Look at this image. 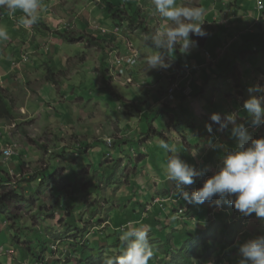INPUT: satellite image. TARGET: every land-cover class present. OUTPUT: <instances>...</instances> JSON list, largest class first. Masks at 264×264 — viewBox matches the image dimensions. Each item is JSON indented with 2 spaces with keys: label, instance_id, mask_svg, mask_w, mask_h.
<instances>
[{
  "label": "rangeland",
  "instance_id": "rangeland-1",
  "mask_svg": "<svg viewBox=\"0 0 264 264\" xmlns=\"http://www.w3.org/2000/svg\"><path fill=\"white\" fill-rule=\"evenodd\" d=\"M190 2L206 10V36L191 37L198 45L189 54L177 45L167 54L169 68L150 71L145 57L153 49L143 37L167 26L153 15L151 0H40L30 29L19 25L21 11L10 16L0 7V25L9 34L0 40V91L12 111L0 119V175L13 181L57 175L50 177L53 187L42 180L25 188L29 200L40 193L35 206L12 208L27 231L10 227L0 212L2 264H101L120 252L119 236L130 222L150 226L155 255L149 264H160L169 250L172 260L183 249L198 253L194 264H238V244L264 234V221L255 214L243 217L231 205H189L166 178L168 153L160 140L197 169H211L185 186L189 193L235 146L231 125L217 131L213 113L222 120L238 113L237 123L253 139L264 137V125L253 127L243 110L248 88L264 86V0ZM131 17L147 32L133 29ZM60 33L87 38L69 43ZM129 56H137L131 69ZM224 60L232 65L225 62L202 88L203 76ZM221 143L224 150L212 146ZM218 215L229 246L214 245ZM197 240L201 245L195 246Z\"/></svg>",
  "mask_w": 264,
  "mask_h": 264
},
{
  "label": "clouds",
  "instance_id": "clouds-1",
  "mask_svg": "<svg viewBox=\"0 0 264 264\" xmlns=\"http://www.w3.org/2000/svg\"><path fill=\"white\" fill-rule=\"evenodd\" d=\"M153 15H158L167 25L154 33L145 34L143 39L153 49L145 57L148 71L167 69L168 53L175 52L177 45L182 53L189 54L197 47V40L192 36H206L202 25L206 14L205 8L193 3H178V0H151ZM0 7L14 15L17 10L23 15L18 23L30 29L38 22L40 0H0ZM7 28L0 25V40H7ZM129 64H135L129 56ZM249 98L243 103V110L250 118L253 127L264 125V86L259 84L248 88ZM260 94V95H256ZM238 113L227 115L223 120L220 114L213 113L210 120L218 125L217 131H224L231 125L230 138L235 139V146L223 151L216 169L206 178L202 187L189 193L185 186L193 185L197 178L204 177L211 169L208 166L197 169L181 159L174 147L164 140L159 141V148L168 153L164 167L166 178L172 182L176 195L189 205L199 206L208 202L216 208L231 205L241 216L255 217L264 221V137L253 139L242 123H237ZM209 134L213 133L212 124L205 125ZM214 149L224 150L225 145L214 144ZM11 155V151L4 153ZM214 197L216 199L214 200ZM150 226L130 222L119 236L121 250L118 254L105 256L102 264H149L154 254L150 239ZM238 264H264V234L238 244Z\"/></svg>",
  "mask_w": 264,
  "mask_h": 264
},
{
  "label": "trees",
  "instance_id": "trees-1",
  "mask_svg": "<svg viewBox=\"0 0 264 264\" xmlns=\"http://www.w3.org/2000/svg\"><path fill=\"white\" fill-rule=\"evenodd\" d=\"M264 10V8L262 9ZM120 12V10L118 11ZM115 17V16H114ZM129 24L133 29H137L140 30L142 29V32L146 33L148 29H143L141 27V25L139 24L138 21H136L135 17H131V19L129 20ZM60 38L61 40H63L64 42H69V43H75V42H79L80 40H82L83 38H87L82 36L79 37H71L69 35H67L66 33H60ZM251 39H254L255 37H250ZM246 41H250V40H246ZM89 42H95L93 41V39L91 38L89 40ZM249 43V42H247ZM225 62H228L229 64L232 65V61H223L221 64H218L215 68L212 69V73H206V75H204V81L200 83L201 87H203V85L205 86V83H207L208 79L211 76H216V72L218 70V68H220L222 65L225 64ZM233 76V75H232ZM236 77V75H235ZM229 78L231 79L230 75ZM234 78V76L232 77V79ZM234 79H237L234 78ZM50 81H54L53 78L49 79ZM240 85V83L238 84ZM183 88V87H181ZM193 91H191L188 95H191ZM176 95V94H175ZM7 96H5V94L3 92L0 91V119H9L12 117V111L10 106L7 103ZM150 135V132H149ZM155 136H163L162 133H157ZM152 137V136H151ZM149 137V139L151 138ZM84 144V143H83ZM44 148V147H42ZM86 148H87V144H84V147H82L80 150L85 153L86 152ZM44 151H46V149L44 148ZM46 154L48 155V151H46ZM51 160V159H50ZM26 176L25 174L23 175V177ZM39 178L33 177V178H21L20 180H16L13 181V179L6 175V176H2L0 175V212H2L3 214L6 215V217L8 218V220L12 221L10 227L14 228H18V227H22V229L24 230H28V224L25 223L22 219V216L18 215V212L14 211V207L15 206H20L22 207L23 205H27L28 207L32 208L33 206L36 205V202H38L40 199L38 196H40V193H36V195L34 196L33 199H27L26 195H25V188L33 183V182H38L39 184L41 183V181L43 180V183L46 184L48 183L49 185H51L52 187L55 185V180H51L53 178H50L51 176L54 177V179L57 178V175H55V172L52 171L50 175H48V177L46 176V174L44 175V173H40L39 174ZM40 180V181H39ZM63 180H68V178H64ZM35 202V203H34ZM43 202V201H42ZM13 208V209H12ZM42 206L39 207L38 211L42 210ZM254 214V213H253ZM223 215H218V219H217V226H216V230H213V236H214V245L216 244H221V245H228L231 242L230 236L228 235V231H227V227L226 225H224L222 223L223 220ZM227 216V215H225ZM12 229V230H13ZM30 234V233H29ZM31 235V234H30ZM33 239L39 240L37 235L31 236ZM31 238V239H32ZM195 242V241H192ZM119 244V243H118ZM196 245H201L200 244V240L196 241ZM206 249L209 250V252H211V248L209 247H205ZM170 250L167 251L165 258L160 262V264H194L192 262V258L195 257L198 253H185L184 249L179 251V253H174L172 255V260H171V254H170ZM155 255V253H154ZM89 256L87 258H84L86 260L89 259ZM100 259V258H99ZM102 259H100V263L102 264ZM0 264H2V262L0 261Z\"/></svg>",
  "mask_w": 264,
  "mask_h": 264
},
{
  "label": "built area",
  "instance_id": "built-area-1",
  "mask_svg": "<svg viewBox=\"0 0 264 264\" xmlns=\"http://www.w3.org/2000/svg\"><path fill=\"white\" fill-rule=\"evenodd\" d=\"M260 7L262 8V5H260ZM135 57H137V56H135ZM134 57V58H135ZM25 60V62L27 61V59H24ZM136 60V59H135ZM127 64L129 65V68L131 69L133 66H134V64H129L128 63V61H127ZM128 68V69H129ZM125 71H126V69L124 68V69H122L121 71H120V73H121V75H125ZM130 78H128V80H129ZM175 92V90H174V88L171 90V93H174ZM189 94V93H188Z\"/></svg>",
  "mask_w": 264,
  "mask_h": 264
},
{
  "label": "bare ground",
  "instance_id": "bare-ground-1",
  "mask_svg": "<svg viewBox=\"0 0 264 264\" xmlns=\"http://www.w3.org/2000/svg\"><path fill=\"white\" fill-rule=\"evenodd\" d=\"M264 8V6L262 5V8L261 9H263Z\"/></svg>",
  "mask_w": 264,
  "mask_h": 264
},
{
  "label": "crops",
  "instance_id": "crops-1",
  "mask_svg": "<svg viewBox=\"0 0 264 264\" xmlns=\"http://www.w3.org/2000/svg\"><path fill=\"white\" fill-rule=\"evenodd\" d=\"M201 86V85H200Z\"/></svg>",
  "mask_w": 264,
  "mask_h": 264
}]
</instances>
